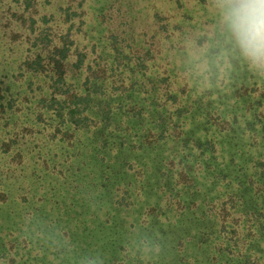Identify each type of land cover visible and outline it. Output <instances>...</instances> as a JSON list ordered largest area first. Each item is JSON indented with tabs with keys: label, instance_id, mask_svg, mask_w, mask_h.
I'll return each mask as SVG.
<instances>
[{
	"label": "trees",
	"instance_id": "trees-1",
	"mask_svg": "<svg viewBox=\"0 0 264 264\" xmlns=\"http://www.w3.org/2000/svg\"><path fill=\"white\" fill-rule=\"evenodd\" d=\"M51 1L0 0V264H110L117 259L123 264H148L140 250L135 252L130 247V240L118 237L120 232L97 239L96 232H87L88 223L92 229L98 227L97 218L102 220V229L108 227L116 212V201L132 202L143 195L150 199L155 194L147 192V187L161 186L157 185L159 171L152 166L155 156L145 154L141 164V154L132 155L131 160L128 156H114L112 151L132 143L137 144L135 149L156 144V139H163L169 132L173 116L176 124L183 118L186 122L194 117L189 115L192 109L208 103L211 87L204 93L199 91L191 101L189 95L183 100L180 93L196 90L186 77L177 91H165L167 100L173 98L179 103L177 108L157 106L149 113L139 96L153 93L161 82L143 73L142 66L151 51L137 59L141 48L121 49L117 35L99 31L97 27L105 20L99 8L92 11L98 21L95 34L90 35L94 28L87 26L80 38V25L85 21L72 15L78 11L87 13L90 4L78 3L75 8L66 0L62 21L59 17L63 12L58 18L46 12ZM72 8L76 12L71 13ZM181 22L177 25L183 28ZM161 29L158 26L155 30L158 39ZM166 29L168 37L172 36L169 24ZM204 39L209 37L196 36L192 48L199 47ZM222 46L220 41L212 43L209 52H222ZM14 54L21 56L15 67L11 59ZM18 73L23 76L20 80H16ZM257 86L253 84V90L260 88L258 83ZM252 104L255 114L248 123L254 124L257 138L264 140V91L253 97ZM204 107L198 118L206 122L209 118L208 124L219 126L218 112L207 109L209 105ZM151 115L157 116V125L148 120ZM135 133L140 140H134ZM202 140L185 145L191 151L201 148L198 156L204 157L203 165L211 168L215 157L207 152L209 147L215 149L216 143L213 146L212 139ZM114 162L129 169L116 171ZM132 163L149 169L131 173ZM256 163L258 168L236 174L221 190L214 188V181L198 188L196 177H192L187 190H178L171 196L178 199V205H191L196 203L193 197L203 196L204 202L210 204L214 200L209 193L217 190L214 197L228 193L232 206L240 196L245 222L264 236V160ZM214 169H210V180L215 177ZM216 176L225 174L218 172ZM120 185L126 191L117 194ZM157 205L158 202H149L146 207ZM205 214L206 210H201L197 220ZM109 226L111 230L120 228ZM153 233L149 238L160 244L158 234ZM222 253L219 252L221 256ZM240 253L234 261L225 256L224 264H264V250L246 249ZM154 257L153 264L157 260ZM206 264L211 263L206 260Z\"/></svg>",
	"mask_w": 264,
	"mask_h": 264
},
{
	"label": "rangeland",
	"instance_id": "rangeland-1",
	"mask_svg": "<svg viewBox=\"0 0 264 264\" xmlns=\"http://www.w3.org/2000/svg\"><path fill=\"white\" fill-rule=\"evenodd\" d=\"M65 2L66 0H52L46 12L55 13L56 18L59 17L60 11L63 12L59 17L63 21L65 9H62V6H65ZM78 3H89L91 6L87 13L78 11L74 14L75 9L70 10L75 19L80 17L85 21L80 25V38L83 37L87 26L94 28L90 35L95 34L98 21L92 11L93 8H99V13L105 14L104 23L97 27L99 31L103 30L107 35H117L121 49L141 48L137 56L151 51L149 60L142 66L143 73L161 82L153 93H142L139 96L149 113L157 106L167 110L177 108L179 103L173 98L167 100L165 91H177L186 77L190 78L196 90L187 94L180 93L183 100H187L189 95L188 101H191L194 95L200 94L199 91L204 93L211 87L207 95L210 99L208 103L192 109L189 115L194 117L186 119V122L183 118L176 124V117L173 116L168 123L169 132L163 139H156V144L135 149L137 144L132 143L127 148H116L112 151L114 156H128L131 160L132 155L141 154V164L145 154L155 156L152 166L159 171L157 185L161 186L154 188L151 180L152 187H147L146 191L154 193L155 196L148 199L143 195L140 200L133 199L132 202L116 201V212L110 217L109 225L120 228L111 230L107 225V228L102 229V226H99L102 220L97 218L98 227L92 229V225L88 223L87 232H96V239L103 234L113 237V232H120L118 237L130 240V247L135 252L140 250L148 264H153L152 256L157 258L154 264H206V260L211 264H224L225 256H231L234 261L241 255V250H264V236L259 234L255 227H251V223L245 222L240 196L235 198L238 201L236 206L229 202L228 193L215 198L217 190L209 193L214 200L210 204L204 202L206 196H203L193 197L196 203L191 205H178L175 202L178 199L171 196L178 190H187L192 183V177H196L198 188L208 186L214 181V188L221 190L225 183L234 180L236 174L240 175L243 170L254 171L259 167L256 162L259 159L264 160V140L257 138L254 124L248 123L255 114L253 109H256L255 104H252L253 97H259L261 91H264V75L251 70L244 60L231 51L220 29L211 0H70V4L75 8ZM102 9L105 10L102 12ZM179 21H182L183 28L177 25ZM168 24L173 31V35L169 37L170 32L166 29ZM158 26L162 28L159 32L161 39L154 35ZM204 35L210 40L204 39L199 47L192 48L195 37ZM219 41L223 44L222 52L216 49L209 52L210 45ZM139 58L138 56L137 59ZM11 59L14 60L12 66L15 67L21 61V56L14 54ZM172 68L174 72L171 71ZM18 74L16 80L22 79V73ZM256 82L260 88L253 90V84L257 86ZM242 83L248 86H242ZM151 87L152 81L149 82V88ZM208 105L207 109L211 107L220 115L217 120L219 126L208 124L209 118L208 122L198 118L204 106ZM236 115L238 118H235ZM156 118V115H151L148 120L156 124ZM181 124L184 125L180 126ZM133 138L140 140L136 133ZM202 139H212L213 146L216 143V148L212 150L209 147L207 152L215 157L210 163L211 168L203 165L206 160L204 157L198 156L201 148L196 147L191 151L185 145H194V142H202ZM154 146L155 149H151ZM209 157L207 155V158ZM182 158H185L184 161H181ZM141 164H134V167H130V172L140 171L142 168L149 169L146 166L141 167ZM114 167L116 171L129 169L120 162H114ZM210 169L215 170L212 180L208 177ZM218 172L225 176L217 177ZM123 191H126L123 185L116 189L117 194H122ZM149 202H158V205L149 209L152 206L146 207ZM176 208L178 210H175ZM201 210H206V214L197 220ZM72 231L80 232L75 229ZM151 232L158 234L157 241L160 244H155L149 238ZM251 242H254L252 246ZM219 252H223L222 256ZM110 264L123 262L117 259Z\"/></svg>",
	"mask_w": 264,
	"mask_h": 264
},
{
	"label": "clouds",
	"instance_id": "clouds-1",
	"mask_svg": "<svg viewBox=\"0 0 264 264\" xmlns=\"http://www.w3.org/2000/svg\"><path fill=\"white\" fill-rule=\"evenodd\" d=\"M233 53L264 75V0H211Z\"/></svg>",
	"mask_w": 264,
	"mask_h": 264
}]
</instances>
